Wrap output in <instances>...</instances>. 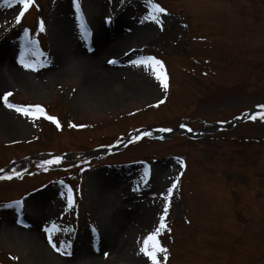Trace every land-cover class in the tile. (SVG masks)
<instances>
[{
	"label": "rangeland",
	"instance_id": "rangeland-1",
	"mask_svg": "<svg viewBox=\"0 0 264 264\" xmlns=\"http://www.w3.org/2000/svg\"><path fill=\"white\" fill-rule=\"evenodd\" d=\"M79 3L82 20L73 0H34L17 24L22 6L0 0V58L23 75H6L0 97L12 93L9 103L39 105L59 121L25 116L0 99V169L28 157H68L0 180V264H151L140 248L177 177L168 230L158 238L168 249L162 264H264V120L211 129L264 104V0H151L167 12L162 25L144 19L149 0ZM25 30L35 45L25 43ZM22 48L36 70L19 63ZM76 53L115 60L111 66L124 67L120 84L88 88L83 64L58 75ZM148 56L163 62L167 91L150 67L131 63ZM181 125L210 131L192 138L177 132ZM141 127L176 132L128 143L87 166L74 158ZM68 186L72 211L60 195ZM17 200L21 213L4 207ZM45 227L58 247L71 243L70 255L52 248ZM89 253L98 260L86 261Z\"/></svg>",
	"mask_w": 264,
	"mask_h": 264
},
{
	"label": "snow or ice",
	"instance_id": "snow-or-ice-1",
	"mask_svg": "<svg viewBox=\"0 0 264 264\" xmlns=\"http://www.w3.org/2000/svg\"><path fill=\"white\" fill-rule=\"evenodd\" d=\"M151 3V0H149ZM3 3L9 7L12 5H20L22 6L21 10L19 11V14L15 17V21L17 24L20 23L21 19L24 17L25 13L29 10L30 7L33 6L34 0H3ZM73 6L75 9V12L81 20L83 19L82 12L80 9V3L79 0H73ZM162 15H167L166 10L161 7L158 3H151V12L149 15H147L144 19L151 21L156 24H161L162 25V20L160 17ZM109 22L110 19H109ZM80 27V33L83 37H87L89 35V31L84 23H81L79 25ZM40 31H44V25L43 21L40 23ZM25 43L27 45H35L36 41L28 39V32L25 30ZM25 48H22L20 51V56H19V63L26 69H31V70H36L35 64L34 63H29L25 59ZM33 55H41L40 53H37L33 51ZM109 63H116L115 60H110ZM131 63L136 66L140 65H145L148 66L152 69L153 74L155 75L156 80L159 82V86L162 87L165 91H167L169 87L168 83V76L165 71L163 62L158 60L157 58L153 56H148V57H142V58H137L136 60H132ZM12 95V93H5L0 99L3 100V103L5 104L6 107L10 109H14L18 113H22L25 116H33L35 117L37 113L41 115H45L44 109L39 106V105H29V106H18L15 104L9 103V97ZM159 103H164L163 100H161ZM158 106V105H157ZM261 111L256 113L255 115H252L249 117V119L256 120V119H261L264 120V104L258 106ZM46 118L54 123H56L57 127H59V121L52 116H46ZM70 127H75V125H70ZM181 127H185L184 125H181ZM189 132L192 131L191 128L187 129ZM161 131H171V129H161ZM149 133H145V135H148ZM140 137L138 136L137 139ZM61 160V157H56L54 160H46L44 161V164L51 165V164H56L59 163ZM180 166H184V162L182 160L179 161ZM3 172V169H0V173ZM19 175V173H17ZM145 175H148V172L146 170ZM4 179H12V176H6V177H0ZM179 178L177 177V181L173 182L171 184V187L167 189V195L162 194L163 199H164V208H163V213L159 217V222L157 226L152 230L147 236L143 239L142 247L140 248V252L148 258V260L151 262V264H162V260L159 258L161 254H163V260L166 261L168 257V249L163 247L161 243L159 242V237L162 232H164L167 229V224L165 223L167 213H168V208L170 205V200H171V194L173 191L176 189L177 184H178ZM143 183H147L146 180L142 178ZM61 185H63V181L60 182ZM61 198L65 201L66 207L68 211H72L75 207V196L76 193L74 192L73 188L71 186H68L66 190L62 191L60 193ZM4 207L14 209L17 213L22 212L23 208V202L22 201H14L10 204L4 205ZM18 223H22V221L18 220ZM44 231L48 233V242L52 246L53 249H55L57 252H62V254H67L70 255V251H67V249H70L71 243L68 242L67 244V249H62L57 246V243L53 241L52 235L50 230L45 227ZM93 232H95V229H93ZM63 243V242H61ZM107 255V253H105Z\"/></svg>",
	"mask_w": 264,
	"mask_h": 264
},
{
	"label": "bare ground",
	"instance_id": "bare-ground-1",
	"mask_svg": "<svg viewBox=\"0 0 264 264\" xmlns=\"http://www.w3.org/2000/svg\"><path fill=\"white\" fill-rule=\"evenodd\" d=\"M76 64H83L88 67L86 86L91 89L95 88L96 86H113L120 84V72L124 71L123 66L115 67V65L111 66V63H109L108 65L104 64L100 60V57H97L96 55L76 53L71 60H65L63 64H61V67L59 69L60 72H57V74L59 75L60 73H62V70H64L67 65H71V67L68 69H72V67H74V65ZM6 75H16L17 77L23 76L19 67L13 65V63H9V61H3L2 58H0V87L7 83L8 79L6 78ZM1 113L2 112L0 111V114ZM5 122L6 119H4V116L0 115V123ZM120 216L121 214L119 215V217ZM117 218L118 216L115 217V219ZM118 221L119 220H117V224ZM37 253L39 257H41L42 259L44 258L43 255L45 254V251L39 250L37 251ZM93 255L90 254V256H87L86 261L89 260L90 263L96 262L98 260L97 256Z\"/></svg>",
	"mask_w": 264,
	"mask_h": 264
},
{
	"label": "water",
	"instance_id": "water-1",
	"mask_svg": "<svg viewBox=\"0 0 264 264\" xmlns=\"http://www.w3.org/2000/svg\"><path fill=\"white\" fill-rule=\"evenodd\" d=\"M239 121H240V119L235 120L234 122H232V123L229 124V125H219V124H215V125H213V126L211 127V129H212L213 131H217L218 129L229 128V127H232L235 123H238ZM148 131H149V132H152L155 136H163V137H166V138H168V137H170L171 135L174 134V132H171V133H166V132H155V131H152V130H149V129H146V128H145V129L138 130L137 132L133 133V135H134V137H137L139 134H141V133H143V132H148ZM208 131H210V129H205V130L203 129V130H200L199 133H206V132H208ZM177 132H179V133H183V134H186V135H188V136H190V137H197V136H198V135H195V136H194L193 134L188 133V132H186V131H184V130H181V129H178ZM130 141H131V139L128 138V139H127L125 142H123L121 145L112 148L111 151H118V150L124 148V147L126 146V144L129 143ZM109 151H110L109 149H102V150H98V151H91V152L86 153L85 156H89V155L95 156L96 154H97V155H98V154H103V153H107V152H109ZM67 158H68V157H67ZM15 164H16V162L12 163V164H11V167H13ZM8 169H10V168H8Z\"/></svg>",
	"mask_w": 264,
	"mask_h": 264
},
{
	"label": "trees",
	"instance_id": "trees-1",
	"mask_svg": "<svg viewBox=\"0 0 264 264\" xmlns=\"http://www.w3.org/2000/svg\"><path fill=\"white\" fill-rule=\"evenodd\" d=\"M31 105V104H30ZM36 116H40V114L39 113H37L36 114ZM183 128H188L187 126L186 127H183ZM151 134L149 133L148 135H145V133L144 134H141V135H139V139H137V138H135L133 141H132V143H136V142H138V141H140V140H142V139H145V138H147L148 136H150ZM176 136H181V135H179V134H176ZM118 144H120V143H118ZM117 144V145H118ZM112 146H116V145H105V146H102V147H100V148H110V147H112ZM97 149H99V148H97ZM83 156V155H82ZM81 155H77L76 156V159H78L77 161V163L78 164H82L83 166H87V164L89 163V162H91L92 160H94V158L95 157H82ZM55 158H53L52 160H54ZM60 161H65L64 159H62L61 158V160ZM30 163H36V164H39V165H43L44 163L43 162H38V161H36V160H25L23 163H19L17 166H15L8 174H6L4 177H6V176H9V175H11L12 176V179H14V176H16L17 175V173L18 172H20L25 166H28ZM1 179H4V178H0V180ZM6 180H11V179H6Z\"/></svg>",
	"mask_w": 264,
	"mask_h": 264
}]
</instances>
